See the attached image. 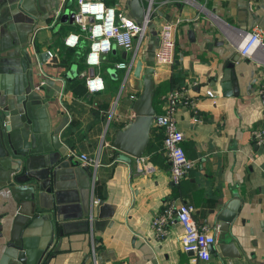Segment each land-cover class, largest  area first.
I'll return each instance as SVG.
<instances>
[{
    "label": "crops",
    "instance_id": "1",
    "mask_svg": "<svg viewBox=\"0 0 264 264\" xmlns=\"http://www.w3.org/2000/svg\"><path fill=\"white\" fill-rule=\"evenodd\" d=\"M103 1L130 13L131 0ZM155 1L159 5L162 0ZM195 1L197 4L172 0L159 6L153 16L155 29L147 38V51L152 42L156 48L164 22L181 20L173 66L153 64L146 50L139 55L145 66H155L157 114L163 112L164 96L173 88H187L194 103L179 107L177 127L185 137L186 156L195 167L175 188L162 129L153 126L141 159V164L154 166L151 173L139 172L137 159L117 160L112 147L115 132L134 116L127 106L128 98L138 96L134 78L130 75L125 80L126 71L117 67L130 60L132 52L124 56V50L115 46L104 54L99 66L91 68L86 64L90 40L75 22L77 0H0V86H12L18 75L23 79L26 75L28 83L36 85L37 114L31 111L36 114L34 121L47 129L45 136L39 134L38 153L27 156L26 166L27 157H20L23 168L41 178L49 174V156L54 152L71 158L59 181L66 186L61 189L57 212L63 227L54 226L65 235L55 238L52 247L60 244V249L54 257H45V264H193V254L182 250V224L175 219L167 237L159 240L152 227L154 217L169 203H189L195 207L193 217L198 224L218 228L217 245L221 231L216 216L236 200L238 204L229 212H237L232 232L242 257L232 263L264 264V143L253 138L255 130L264 128V34L252 57L245 58L239 51L254 26L264 31V0ZM57 6L63 10L58 12ZM13 9L23 17L36 18L26 45L19 36H4L13 26ZM64 14L68 19L59 21ZM71 33L80 35L76 47L65 45ZM43 52L51 53L45 62L40 57ZM230 63L235 67L237 95H223L218 84ZM93 72L104 78L105 90L88 91L86 79ZM42 84L45 90H39ZM19 85L27 86L25 80ZM209 90L213 96L207 94ZM3 149L0 142V264H22L19 250L9 245L13 236L20 237L29 263L36 264L50 239L47 232L55 215L51 212L50 221L37 218L22 227L21 210H28L31 186L39 182L31 178L22 182L25 187L20 183L11 186L7 166L16 159L3 157ZM82 154L100 161L96 170L89 166L92 178L83 169ZM23 178H28L27 173ZM87 210L92 219L84 215ZM232 263L215 251L210 261L198 264Z\"/></svg>",
    "mask_w": 264,
    "mask_h": 264
},
{
    "label": "water",
    "instance_id": "2",
    "mask_svg": "<svg viewBox=\"0 0 264 264\" xmlns=\"http://www.w3.org/2000/svg\"><path fill=\"white\" fill-rule=\"evenodd\" d=\"M18 6L20 5L18 4ZM56 10L61 12L63 9L57 6ZM129 10V15L134 17L139 23L145 18L146 9L141 0H131ZM11 15L10 20L13 21V26L9 28V31L4 33V36H19L21 43L26 45L29 34L33 32V23L36 21V18L31 19L23 17L19 15V12L15 9L11 11ZM66 19H68L67 14H64L61 15L59 21L63 22ZM27 23L32 25L30 26ZM153 29H155V24L151 25L150 31ZM153 43L154 42L149 45L147 56L148 60L152 61L154 64L155 46ZM123 54L127 56V51H124ZM48 55H50L49 52H43L40 55L43 62H45L44 59ZM27 56L28 55H26V59L30 65L31 60H29ZM145 62L144 59L139 58L131 73L125 77V80H127L130 75L133 76L135 83L134 90L138 93V96L136 98L127 99V106L134 114L133 119L115 132L112 141V147L116 151L117 160L131 162L132 159L143 157L150 143L151 131L157 114L154 100L158 84L154 79L155 66H145ZM18 69L16 71H18ZM234 69V63H230L218 79V84L223 95H237L239 93V86L234 74ZM23 80H25L28 86H26L25 89L19 85V82ZM28 80L26 75L25 79L18 75V81L11 82L12 86H0V142L4 146L1 155L6 157L9 161H12V158L16 159L14 161L15 164L7 166L9 168L8 172L10 173L7 177V181L11 186H14L15 183H20L19 185L21 187H25L27 185L22 184V182L25 181L27 183L31 178L39 182L38 186H31V194L30 197H28V210L25 208L21 210V215H23V217L20 224L22 227L32 224L37 218L50 221L52 218L51 212L55 215V218L50 221L51 226L47 232V236L50 239L46 242L45 247L41 249V254L36 263L45 264V257H54V254L60 249V244L56 248L52 247L55 238L57 237L59 239L65 235L63 229L56 232L54 226L55 223H57V226L63 227L61 216L57 215V212H59V207H61L59 206L61 201V189H64L66 186L59 181L62 180L63 175L66 174L65 169L68 165L67 162H71V158L62 156L58 151L54 152V154L49 156V169H47L49 174L41 178L31 176L28 172V167L27 169L26 167L25 169L23 168V162L20 157H27L38 153L35 148V143L37 139H39V134L41 133L44 136L47 134L46 127L40 123L39 126L34 121L38 106V102L35 99L37 96L35 90L36 85L30 81L28 83ZM43 85L44 84L39 86V90H45V86L43 87ZM51 85L52 84H50V86ZM22 93H24L25 96ZM261 97L264 100V94ZM31 111L34 113L36 112V114H33ZM28 162L29 157L25 160V166ZM83 169L87 176L92 178L93 170L87 165L83 166ZM25 173H27L28 178H23ZM31 184H33V182H31ZM234 204H238V200L234 201L230 207H225L217 214L216 219L220 222L219 230L221 234L218 244L210 248L211 253L215 251L219 252L222 258L230 259V263L242 257V252L237 246L236 238L233 236L232 232V226L236 220L237 212L234 210L229 212V208H233ZM84 215L90 216L91 219L92 212L87 210ZM2 230V226L0 225V237L3 235ZM21 238H23V236ZM19 240L20 237L13 236L9 245L15 246L16 249L19 250V260L22 264H30L29 256L23 251L22 241ZM52 251L54 252L53 254L51 253ZM190 253L193 254L192 252Z\"/></svg>",
    "mask_w": 264,
    "mask_h": 264
},
{
    "label": "built area",
    "instance_id": "3",
    "mask_svg": "<svg viewBox=\"0 0 264 264\" xmlns=\"http://www.w3.org/2000/svg\"><path fill=\"white\" fill-rule=\"evenodd\" d=\"M146 9L145 18L139 23L134 17L127 13L126 9L119 6L108 5L103 0H77L78 10L75 22L82 32L87 34L90 40V50L86 56L87 66L94 68L101 64L104 54L112 52L116 46L124 51L132 52L128 61H121L117 64L119 69L131 73L141 52L146 50L147 38L151 34L150 27L153 23V16L156 9L161 5H167L172 0H162L156 5L155 0H141ZM191 4H197L195 0H184ZM181 25L180 19L169 20L162 24L158 34V42L154 51V64L173 66L176 62L177 33ZM264 31L259 26H254L247 32L242 44L239 47L240 55L252 57L255 50L262 44ZM80 35L71 33L65 38V45L76 47ZM51 54V53H49ZM86 87L89 92L97 93L105 90L104 78L95 72L86 79ZM264 92V85L262 87ZM213 96L212 91H208ZM135 98V96H133ZM163 112L156 114L154 126L163 130L164 152L170 162V178L175 188H179L184 178L194 169L195 162L188 159L183 148L184 134L177 127V111L181 105L192 106L193 101L187 96V88H173L165 96ZM253 138L256 143H264V128L255 130ZM81 161L94 166L95 170L100 166L98 158L90 157L87 154L81 155ZM141 157L137 159L138 171L151 173L154 166L149 162L141 164ZM195 207L189 203L167 204L153 219L152 227L157 239H165L169 233L170 225L178 220L184 233L181 237L182 250L186 253H193L192 263L198 264L202 261H210V248L217 243L218 228L211 230L206 225L198 224L193 213ZM93 216H91L92 219Z\"/></svg>",
    "mask_w": 264,
    "mask_h": 264
},
{
    "label": "trees",
    "instance_id": "4",
    "mask_svg": "<svg viewBox=\"0 0 264 264\" xmlns=\"http://www.w3.org/2000/svg\"><path fill=\"white\" fill-rule=\"evenodd\" d=\"M154 103H155V100H154Z\"/></svg>",
    "mask_w": 264,
    "mask_h": 264
}]
</instances>
